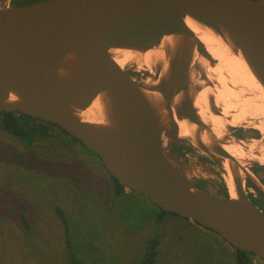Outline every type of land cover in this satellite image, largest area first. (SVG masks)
Returning <instances> with one entry per match:
<instances>
[{
	"label": "water",
	"instance_id": "water-1",
	"mask_svg": "<svg viewBox=\"0 0 264 264\" xmlns=\"http://www.w3.org/2000/svg\"><path fill=\"white\" fill-rule=\"evenodd\" d=\"M186 17L225 37L264 89V0H32L0 7V111L59 127L93 152L125 189L264 260V212L244 185L264 199V184L250 168L264 162L241 165L200 118L195 95L208 81L203 68L192 71V59L194 52L210 58ZM171 35L177 38L163 52L165 63L152 66L144 80L131 71L145 68L137 62L122 67L110 52H144ZM147 91L159 93L158 104ZM99 95L106 123L79 115ZM212 102L213 96L209 111ZM216 109L210 112L220 115ZM180 119L194 124L193 143L179 136ZM238 128H227L230 141ZM172 144L198 149L220 172L229 162L237 197L193 184L166 155Z\"/></svg>",
	"mask_w": 264,
	"mask_h": 264
},
{
	"label": "rangeland",
	"instance_id": "rangeland-1",
	"mask_svg": "<svg viewBox=\"0 0 264 264\" xmlns=\"http://www.w3.org/2000/svg\"><path fill=\"white\" fill-rule=\"evenodd\" d=\"M29 1L0 0V7ZM203 83L219 89L215 81ZM43 130L27 144L0 129V264H71L66 235L82 264H140L153 239L155 264H235V249L216 232L188 231L187 220L175 215L177 220L159 225L160 209L144 196L125 188L127 195L114 193L94 153L55 127ZM231 140L246 149L250 139ZM195 160L185 159L188 178L214 179L227 190L228 167L221 178L216 167L211 170L217 176Z\"/></svg>",
	"mask_w": 264,
	"mask_h": 264
},
{
	"label": "bare ground",
	"instance_id": "bare-ground-1",
	"mask_svg": "<svg viewBox=\"0 0 264 264\" xmlns=\"http://www.w3.org/2000/svg\"><path fill=\"white\" fill-rule=\"evenodd\" d=\"M185 23L203 42L210 58L208 59L198 52H194L191 65L192 71L195 68H203L208 84H210L211 81H215L219 87V89H217L216 86H213V88L206 86L199 94L195 95V107L198 110L200 118L203 122L209 124L219 139L227 135L224 131L229 127L254 128L258 130L261 133V139L251 138L248 143L245 144L247 147L246 149L240 144L242 143L241 141L238 142H240L239 144L242 145L243 148L231 141L226 142L224 148L235 157L241 165H245V160L248 161L253 159L263 163V87L251 72L241 54L233 48L225 37L219 35L213 29L197 22L193 18L186 17ZM176 38L177 37L174 35L163 37L159 46L152 47L144 52L137 50L133 51L126 48H113L110 52L122 67L129 68L131 64L137 62L140 68H145L147 71L152 72V66L156 63H165L163 52L168 48L170 50L173 49ZM147 83L150 84L152 82L149 80ZM211 85L213 84L211 83ZM146 94L153 103H159V93L147 91ZM212 96L215 104L221 109L220 115H215L209 111V101ZM236 97L240 100L234 99ZM178 99L179 97H175V104ZM102 103V96L99 95L93 100L91 105L87 109L81 111L79 115L88 121L106 123L107 120ZM177 124L179 136L193 143V135L195 132L194 124L184 119L177 120ZM201 139L205 144H209L210 142L208 136L204 133ZM224 165L225 168L231 166L229 162H225ZM226 187L228 196L236 198L237 193L234 188L232 177L226 180Z\"/></svg>",
	"mask_w": 264,
	"mask_h": 264
},
{
	"label": "flooded vegetation",
	"instance_id": "flooded-vegetation-1",
	"mask_svg": "<svg viewBox=\"0 0 264 264\" xmlns=\"http://www.w3.org/2000/svg\"><path fill=\"white\" fill-rule=\"evenodd\" d=\"M32 1V0H31ZM21 3V2H20ZM17 4V3H14ZM131 74L138 80H144L150 76V72L148 71H131ZM211 104V110L210 111H220L216 108L215 102H212ZM215 105V106H214ZM213 106V107H212ZM198 111V110H197ZM236 139L239 140H245L247 141L248 139H261V133L254 129V128H238L232 130V134ZM228 135H225L222 138L223 143L230 141ZM166 155L171 158L173 161L172 157H176V162H174L175 166L178 168V170L187 177L185 172V168L183 165H185V159H187V156L190 155V158H196L195 162H197V165H200L204 170L209 171L211 174L217 176L214 174V171L211 170L212 167H215V163L206 155L200 153L198 149L194 147H190L184 144H172L168 146L165 150ZM185 156V157H184ZM252 172L259 178V180L264 184V166L262 165H254L250 167ZM220 177L223 178V174L221 172ZM188 178V177H187ZM193 184H195L198 187H201L203 189L211 190L214 191L220 195H226L228 194L227 190L223 188L222 184L220 182L215 181L214 179L210 180H205L203 178L196 177L193 179L188 178ZM214 180V181H213ZM245 185V192L247 197L251 200L253 204H255L257 207H259L263 212H264V199L255 194L251 189L250 186L248 185L247 182L244 183Z\"/></svg>",
	"mask_w": 264,
	"mask_h": 264
},
{
	"label": "trees",
	"instance_id": "trees-1",
	"mask_svg": "<svg viewBox=\"0 0 264 264\" xmlns=\"http://www.w3.org/2000/svg\"><path fill=\"white\" fill-rule=\"evenodd\" d=\"M45 124L52 126V127H55L56 130L59 132V134L69 136L75 142L80 143L78 140L71 137L68 133H66L65 131H63L62 129H60L59 127H57L51 123L44 122L42 120L30 117V116H26V115H23L21 113L0 111V129H2L5 132H8V133L20 138V139L27 140V142H28L27 144H31L36 138L39 137L40 134L44 135L47 133V132L45 133L46 130H43V128H45V126H46ZM50 129H52V128H50ZM87 150H89V149H87ZM110 179L112 181V185L114 186V193L116 195H120L121 193H123L124 187L120 183H118L117 180L114 179L113 177L110 176ZM57 212L60 215V217H63L62 213L58 209H57ZM159 213L161 215L157 217V219H156L157 223L160 222L161 216L168 214V213L162 211L161 209H160ZM67 232H68V229H67ZM67 236L68 235H66V246L70 252L69 256H70L71 264H82L80 258H78L77 256H74V254L71 250V245H70L69 239ZM156 246H157V239H155V240L153 239V241H151V243L148 247V250H147V252H146L145 256L143 257L140 264H155V262H156ZM235 251H236L235 260H234L235 264H251L252 263L251 258L253 256L250 253H248L246 251L239 250V249H235Z\"/></svg>",
	"mask_w": 264,
	"mask_h": 264
},
{
	"label": "crops",
	"instance_id": "crops-1",
	"mask_svg": "<svg viewBox=\"0 0 264 264\" xmlns=\"http://www.w3.org/2000/svg\"><path fill=\"white\" fill-rule=\"evenodd\" d=\"M122 194V193H121ZM123 194H125V195H127L128 193L127 192H125V191H123ZM174 215H163L162 216V219L160 220V222H158V224L160 225V223L161 224H163L162 222H168V221H174V220H177V219H175L176 217H173ZM176 216V215H175ZM182 218V217H181ZM184 219V218H183ZM185 220H187V219H185ZM180 222V221H179ZM184 222V221H183ZM184 225H185V227H187L188 229V231L190 230V231H192V232H199V233H204V232H207V236L209 235V232L205 229V228H203V227H201V226H198V225H196L195 223H193V222H191V221H189V220H187V221H185V223H184ZM194 243V242H193Z\"/></svg>",
	"mask_w": 264,
	"mask_h": 264
}]
</instances>
